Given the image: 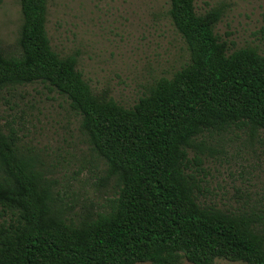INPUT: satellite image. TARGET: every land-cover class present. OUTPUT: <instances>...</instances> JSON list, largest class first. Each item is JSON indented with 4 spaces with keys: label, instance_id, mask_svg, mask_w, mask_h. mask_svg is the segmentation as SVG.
<instances>
[{
    "label": "trees",
    "instance_id": "obj_1",
    "mask_svg": "<svg viewBox=\"0 0 264 264\" xmlns=\"http://www.w3.org/2000/svg\"><path fill=\"white\" fill-rule=\"evenodd\" d=\"M168 1L189 62L125 108L92 93L77 54L53 51L47 0H19L20 53L0 50V93L40 83L65 97L118 191L103 211L77 216L38 157L0 132V264H264V217L202 203L191 168L202 171L206 134L264 131V56L230 51L214 32L220 8L198 15L194 0Z\"/></svg>",
    "mask_w": 264,
    "mask_h": 264
},
{
    "label": "rangeland",
    "instance_id": "obj_2",
    "mask_svg": "<svg viewBox=\"0 0 264 264\" xmlns=\"http://www.w3.org/2000/svg\"><path fill=\"white\" fill-rule=\"evenodd\" d=\"M194 6L198 15L222 10L214 32L230 51L251 47L264 56V0H194ZM168 10V0H47L45 27L55 53L61 58L77 54L76 69L94 95L132 108L155 82L189 62ZM21 23L19 0H0V50L7 56L20 53ZM80 121L65 97L40 83L0 93V132L12 129L20 148L38 157L55 194L77 216L81 209L103 211L118 191L113 180H106L105 166ZM203 141L202 171L191 162L202 181L200 201L264 217V131L252 136L232 128L206 134ZM74 215L67 217L76 220Z\"/></svg>",
    "mask_w": 264,
    "mask_h": 264
}]
</instances>
